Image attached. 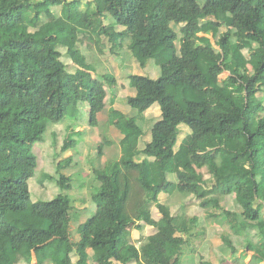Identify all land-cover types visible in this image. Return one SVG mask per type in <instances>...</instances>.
<instances>
[{"label": "trees", "instance_id": "trees-1", "mask_svg": "<svg viewBox=\"0 0 264 264\" xmlns=\"http://www.w3.org/2000/svg\"><path fill=\"white\" fill-rule=\"evenodd\" d=\"M172 25L181 26V37ZM80 36L92 38L100 53L109 46L118 55L127 44L140 69L154 62L157 79L128 76L135 94L126 103L137 116L157 105L160 118L139 149V118L110 108L120 157L92 169L96 211L74 244L71 224L80 221L75 210L84 202L71 198L74 180L62 171L77 164L59 159V194L47 202L31 201L28 181L39 165L33 146L44 143L49 125L65 123L69 109L78 112L86 102L89 125L98 127L106 89L116 87L112 75L92 77L94 67L77 48ZM71 128L61 154L76 145ZM175 192L196 201L208 219L217 217L213 210L227 215L220 198L233 195L263 252L253 261L264 260V0H0V264H86L88 251L95 264H182L199 219L174 217L162 205L161 195ZM140 223L155 234L135 245L131 233ZM221 241L236 252L232 241Z\"/></svg>", "mask_w": 264, "mask_h": 264}, {"label": "rangeland", "instance_id": "rangeland-1", "mask_svg": "<svg viewBox=\"0 0 264 264\" xmlns=\"http://www.w3.org/2000/svg\"><path fill=\"white\" fill-rule=\"evenodd\" d=\"M67 1H71V0H67ZM85 2V1H83ZM60 7L54 8V11L56 13L60 12ZM173 29L177 32L178 36L181 37L180 34V25L179 26H175L172 25ZM225 28H221V31H225ZM209 38L212 40V42H214V40L211 38V36H209ZM75 41H77V48L80 51L81 55L85 57L87 63L94 67V73L92 74L93 78H96L95 75H102V74H109L112 76H115L116 79V86H117V81H119V89H118V93L115 94V92H113V94L115 95H110V97H114L116 98V106L117 109L119 110L118 112L122 115L128 116V117H134L137 116V113L132 110L131 108H129V106H127V103L125 101L124 98H126L127 94H128V88H127V75L128 74H140L139 69L137 67H132L128 68L131 65L132 62V56L130 55V52L127 50V47L125 44L123 49L119 52L118 55H113L110 50H109V46H107L105 49H103V53H100L98 48L96 47V45L93 44V40L90 37H84V36H80L78 37ZM177 47H179V42H176ZM61 54H62V61L63 63L66 65L68 71L70 73H74L75 70L77 69L76 65L72 62V60L69 58V56L67 55V51L65 48H60L59 49ZM154 62L153 61H149V65L146 67L145 70H141L142 72H145L149 77L153 78L155 76V70H154ZM134 68V69H133ZM158 69V68H157ZM143 74V73H141ZM228 76L227 73H224L220 76V81L224 80L226 77ZM121 84H124V87L121 86ZM109 103L107 102L106 105V111L107 109H109L108 107H110V105H108ZM81 107V105H80ZM83 108V106H82ZM81 110L82 109H78V112H75L73 108H70L68 113H70L68 120H66L65 123L63 124H56V125H49L48 130L46 131L45 134V141L44 143L41 144H35L33 146V152L34 154L38 157V168L36 170V174L33 178H31L28 181V185H29V191H30V195H31V200L33 202H47L49 200H51L52 198H54L55 196H57L59 194V191L57 189L56 186V179L58 178V174L56 173V164L59 161V159H61L63 157V154H61L60 149H61V145H62V141L64 139L63 134L65 133L64 130L67 127V124L70 123V126L72 127H79V128H88L89 126L85 123L82 122V115H81ZM107 113V112H106ZM159 114V112L157 110H154V112L148 114L149 117V121H150V126H149V121L146 122L147 125H145V123H143L144 120V116H137L139 118L140 124L144 130V132L147 134H149L151 127L153 126V124L159 119V117H157V115ZM107 114H100L98 116V120L100 119L101 124H104V120H106ZM146 118V117H145ZM156 118V119H155ZM75 119V120H74ZM148 119V118H147ZM155 119V120H154ZM154 120V121H153ZM153 121V122H152ZM56 127V129H58V134L54 133L53 135V130ZM77 129V128H76ZM188 132V129H184ZM119 131L116 130V134H118ZM144 133V134H145ZM190 133V132H189ZM77 132V130L74 132L75 135V140H77L79 136V134ZM100 134H104L103 132H101ZM100 137V136H99ZM98 138V136H97ZM184 138V133L179 135L178 141L181 142L182 139ZM99 139V138H98ZM100 144H103V148H102V152H106L109 148V150H111V148H113V151L115 149V142H113L111 144L105 145V143H102L103 141H105L104 137L101 136L100 138ZM146 140L147 137L143 138V140ZM91 141V138H90ZM105 145V146H104ZM112 145V146H111ZM98 151V150H97ZM95 153L93 152V155ZM92 155V156H93ZM102 155V154H101ZM100 155V156H101ZM90 156V157H92ZM98 157V161H101V157ZM82 157V155H81ZM77 159V158H76ZM82 160L79 165L80 168H78V164L75 168L72 169H66L63 171V173H75L72 176L74 177V183H73V190L71 192V196L73 198H87V196H85L83 194L84 191H88L87 195L89 196V193H94L95 192V178L93 177L92 180H88L86 178H84L83 176L85 175L84 173L86 172L85 169H81V168H86V162L89 161V157H82ZM94 164H96V162H93ZM201 172L203 173L205 179H208V175L205 169H202ZM43 175H49L52 176L54 178V180H50V179H45V177L43 178V180L45 179V181L43 183H41L40 181L42 180ZM173 176V175H170ZM174 177V176H173ZM41 179V180H40ZM83 184L88 185L87 189L80 191L81 189H78L77 186H82ZM91 189V191H90ZM69 192V193H70ZM85 193V192H84ZM71 197V198H72ZM219 197V196H217ZM186 199H188L187 197H185L182 194L179 193H174L172 195V198L169 197H165L162 198L161 203L163 206H168V208L170 207V213L172 215H177L179 217H182V215H186V216H190V217H197L199 219V227L198 223L195 229V233L196 230L199 231V234H201V236H199V238H195L192 242V246H193V251L189 252L191 247L186 248V252L185 255L187 257H190V262L192 261H196L198 258L199 260H209L211 258V254L205 255L207 256V258H203L202 256L199 257L198 253L200 254V252L202 251V249H206L209 248L212 244L209 243V240L214 239V235H215V239L216 241L220 242V244L223 247V252H225V254L227 253H231L230 250H228V247L224 246L221 242V236H225L227 239H229V241H232L233 245L235 246L236 250H244L246 248V246L248 245V241H254L256 242L257 239L256 237H253V233L250 230V227H248L247 224H249L248 222H246L242 217H241V212L242 209L236 204L235 202V197L233 195H230L228 197H224L222 200H220V206L222 207V209L225 212H228L227 215H223L221 210H213V214L217 215V217L215 219H208L206 218V214L205 212L196 205V201L190 200L187 201ZM221 199V198H220ZM175 200L181 201V203H174ZM92 201L89 199L87 201V205H89L86 209V215L83 216V222L92 217V215L94 213H92L93 209L96 208V205H91ZM261 205V210H262V217L264 218V204H260ZM91 206H93L91 208ZM151 211H153V215L155 217H157V215L159 214V211L155 208V206L153 205L151 208ZM81 217V218H83ZM236 217V218H235ZM245 221L246 224H242L241 222ZM79 225V222H73L71 224V235H72V239L71 241L73 243H77L78 242V236H77V226ZM206 226L207 228V234H204L203 226ZM251 225V224H250ZM232 226H235V228L238 230V232H234L232 230ZM247 228V229H246ZM134 230V229H133ZM205 230V227H204ZM247 231V232H245ZM214 233V234H212ZM196 235V234H195ZM253 245V244H252ZM203 253L205 252L204 250L202 251ZM198 255L197 258H195V255ZM202 255V254H200ZM74 260L76 254L73 253L71 256ZM224 261H228L229 259V255H227L226 257H221ZM33 263H35V261H33ZM93 263V262H92Z\"/></svg>", "mask_w": 264, "mask_h": 264}, {"label": "crops", "instance_id": "crops-1", "mask_svg": "<svg viewBox=\"0 0 264 264\" xmlns=\"http://www.w3.org/2000/svg\"><path fill=\"white\" fill-rule=\"evenodd\" d=\"M148 65H149V62L146 64V67ZM132 67H134V68L137 67L139 69V71H140L139 73L140 74L143 73L141 75H145V76L149 77L145 72H142L141 71V70H145L146 67L144 69H140L139 65L137 64V62L133 58H132L131 65L128 68H131L132 69ZM154 70H155V76L153 78L149 77L150 79H157L158 76H159V70L157 69V67L155 65H154ZM129 75L130 74H128L127 77ZM114 78H115V76H114ZM119 86H120L119 85V81H117V86L114 87L111 91L108 90V89H106L107 97L105 99V108H106L107 102L109 103L108 105H110V107H108L109 109H107V111L105 109V111L102 112L103 114L105 113V114L108 115V112H109L110 108H113V109L119 111L117 109L116 102H115L116 101V98H115L116 95L115 94L118 93ZM121 86L124 87V84H121ZM127 88H128V94H127L126 98H124L125 101L127 100L128 97L133 96L135 94V91L132 88L129 87V81H128V79H127ZM113 92H115V94H113ZM110 95H115V96L114 97H110ZM80 105H81V107H80ZM82 106H83V108H82ZM78 107H79V109H82L81 110V112H82L81 113V115H82V118H81L82 119V122H85L89 127L88 128H84L83 127V129L82 128H79V127H72L71 128L74 132L77 130V132H78V134H79L80 137H78L77 140H75L76 141L75 147L72 150H70L69 152L64 153L62 158H69V157L72 158L73 161H74V163L78 164V168H80L79 165L81 164L80 162L82 161L80 159H82V157H87L88 156L89 157V161L86 162V165H85L86 168H81V169H85L86 170V172L84 173L85 175L83 177L86 178V179L89 178L88 180H92L93 177L91 176L92 175V172L91 171H92L93 168L102 167V166L106 165L108 162H110L111 160L118 159L120 157V141L122 139V136H121L120 132L118 134H116V130L117 129L114 126L108 125L107 117H106V120H104V122H103L104 124H101V121L99 119L98 120L99 126L98 127H94V128L91 127L89 125V122H88V105H87V103L85 102V103L79 104ZM154 110H157L159 112V114L157 115V117L160 118V109H159V107L157 105H154L153 107H151L148 111H146L142 115V116H144L143 123H145V125H147L146 122L149 121L148 114L154 112ZM102 113H100V114H102ZM148 123H149V126H150V121ZM69 126H70V123L67 124V127L64 130L65 133L63 134V137H65L66 132H67V128ZM52 130H53V135H54V133H57L58 134V129H56V127L54 129H52ZM101 132H103L104 134L103 135L100 134ZM183 132H184V135L187 134V131L186 130H184ZM97 136H98L99 139L97 138ZM101 136L105 138L104 140L109 141L110 142L109 144L112 143V145H113V142H115L116 146H115L114 151H113V148H111V150H109V148H107L108 150L106 152H102V155L100 156L101 157V161H98V159H99L98 157L99 156H98L97 148L100 145L99 142L101 140L100 139ZM145 137H147V139L146 140L144 139L143 142L142 141L140 142L139 149L143 147V145H144L145 142L147 143V142L150 141V132H149V134H148V132H147V134L145 133L144 134V138ZM90 138H91V141H90ZM107 146H108V144H107ZM93 152L95 153L94 155H93ZM81 155H82V157H81ZM90 156H92V157H90ZM141 159L142 158H140V160ZM140 160H137V161H140ZM93 162H96V164H94ZM70 169H72V168H70ZM73 174H75V173H73ZM73 174H71V173H68V174L65 173L64 175L67 176V177L74 178L72 176ZM170 175H173L174 177L173 176H170ZM167 180L170 183H176V181H177L174 174H168L167 175ZM44 181L45 180H43V178H42V180L40 182L43 183ZM86 186L88 187V185L83 184L82 187L77 186V188L78 189H81L80 191H82V190L87 189ZM72 190H73V186H72ZM90 191H91V189H90ZM84 192H83V194L85 196H87V198H85V197H83V198H73L71 196L72 195L71 192L69 193V195L72 197V199L75 202H80V203L81 202H84L83 204H78V207L75 210L76 213L79 214V219H80V221H78L79 222V225L77 226V229H78V232H77L78 233L77 234V236H78V242L80 240L79 230L81 228V225L83 224V219H84L83 216L86 215L85 214L86 213V209L89 206L86 203H87V201L90 199V197L92 195V193H89V196H88L87 195L88 191H84ZM165 197H166V195L162 194L161 197H160V202H161L162 198H165ZM215 197H217V196H215ZM169 198H172V196L169 197ZM222 199L223 198H221L220 200H222ZM186 200L187 201H190L191 199L188 198ZM174 203H181V201L175 200ZM91 205H95V204L91 203ZM196 205L198 206L197 203H196ZM92 207L93 206H91V208ZM169 209H170V207H169ZM92 211H93L92 213H95L96 208H94ZM173 216L174 217H178L177 215L176 216L173 215ZM81 217H83V218H81ZM160 217H161L160 215H157V217H155L153 215V211H152V219L154 221H158V219ZM241 223L243 225L246 224L245 221H242ZM139 225L141 226V229H139V230L134 229V230H132V233H131L132 240L135 243V245H138L142 239H145V238H147V237L152 236L153 234H155V230H154L153 227H151L149 225H144L143 223H140ZM198 227H199V221H198L197 228ZM204 227H205V230H204ZM231 228H232V230L235 233L238 232V230L235 228V226H232ZM202 230L204 231V234H207V228H206L205 225L203 226V229ZM245 232H247V231H245ZM212 234H214V233H212ZM199 236H201V234H199V231L196 230V238H199ZM77 243H74V244H77ZM209 243H211L212 245L209 248H206V249L203 248L202 251L204 250L205 252L203 253L201 251L200 254H202V255H200L198 253L199 257L202 256L203 258H207V256H205V255L211 254V258L209 260L207 259V260H202L201 261L198 258L196 261L190 262V257H187L185 255V252H186V250H185L184 251V255H183L182 259H181V263L182 264H264V260L263 261H256V262L253 261V258L257 257L259 259V257H261L260 255L259 256L255 255L256 254V250H258L259 254H261V255L263 253L261 249H259L257 247L256 248L254 247L256 245L257 241L256 242L249 241L248 242V245L246 246V248L244 250L237 249L234 254L233 253H228V254L226 253L225 254V252H223L225 250H223V247L220 244V242L219 241L218 242L216 241L215 235H214V239L209 240ZM251 244H253V245H251ZM190 246H192V243H191ZM188 250H189V248H188ZM228 250H230V249L228 248ZM192 251H193V246L191 247V249H190L189 252H192ZM87 253L89 255V258L86 261V264H95L93 262V260H92V253L90 251H88ZM198 255L196 254L195 255V258H197ZM227 255H229V259H230L228 261V263H227V261H224L221 258L222 256L223 257H226ZM33 261H35V263H33ZM33 261H32V264H36V260L33 259ZM72 261L73 262H76L77 261V257H75V260L72 258ZM115 264H119V263H115Z\"/></svg>", "mask_w": 264, "mask_h": 264}]
</instances>
